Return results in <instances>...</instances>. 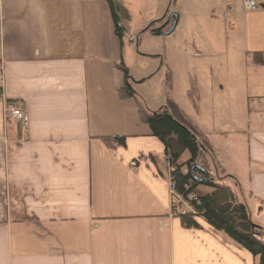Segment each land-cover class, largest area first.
<instances>
[{"label":"crops","instance_id":"0c3cea01","mask_svg":"<svg viewBox=\"0 0 264 264\" xmlns=\"http://www.w3.org/2000/svg\"><path fill=\"white\" fill-rule=\"evenodd\" d=\"M226 3L230 29L249 53L264 54V9L244 17ZM130 54L107 0H0L3 99L29 117L22 129L0 100V264L257 263L201 218L199 228L182 226L178 213L190 206L172 207L164 145L141 121L137 95L120 94ZM260 110L242 133L239 195L264 227ZM112 136L124 144L108 146Z\"/></svg>","mask_w":264,"mask_h":264},{"label":"rangeland","instance_id":"374dc122","mask_svg":"<svg viewBox=\"0 0 264 264\" xmlns=\"http://www.w3.org/2000/svg\"><path fill=\"white\" fill-rule=\"evenodd\" d=\"M111 1L123 15L122 34L131 51L126 61L128 82L138 100L149 110L166 106L176 116L183 114L205 134L219 153V160L240 181L233 176L224 178L222 184L231 187L242 200L239 195L240 183L244 185L242 133L252 116L256 120L254 113L260 109L255 99L264 96V64L250 61L247 56L250 50L245 42L243 46L240 30L230 29L234 18L223 12L226 0L221 3L222 9L215 5L217 0ZM234 2L232 14L241 16L244 11L245 17L243 3ZM258 2L264 4V0ZM166 11L168 15L179 12V24L173 28L172 23L165 22L152 26ZM148 25L151 27L145 29ZM191 85L195 87L194 100ZM207 166L212 175L226 174L219 164L217 171L209 163ZM204 190L207 189L199 188Z\"/></svg>","mask_w":264,"mask_h":264},{"label":"trees","instance_id":"16d2710c","mask_svg":"<svg viewBox=\"0 0 264 264\" xmlns=\"http://www.w3.org/2000/svg\"><path fill=\"white\" fill-rule=\"evenodd\" d=\"M107 1L112 12L115 32L121 37L123 27L120 25L117 6L111 0ZM163 20L164 18L160 21ZM154 24L156 22L151 25ZM247 56L253 64H264L262 53L254 52ZM120 70L128 79V70L122 62ZM190 92L194 100L196 96L193 85ZM120 94L122 98L136 97L128 80L120 87ZM138 112L141 121L149 126L152 134L164 145L166 160L175 167L170 172L171 185L176 193L188 200L191 209L178 213L182 226L199 228L196 218H201L216 231L249 251L256 258V264H264V227L252 221L248 206L238 199L231 187L222 184L224 178L233 179V176L210 174L207 164L214 169L217 168V162L208 137L189 123L183 114L178 113L176 116L166 106L149 110L142 105ZM103 140L110 147L124 144L122 136L104 137ZM200 187L207 190L199 191ZM190 195L194 198L190 199Z\"/></svg>","mask_w":264,"mask_h":264},{"label":"built area","instance_id":"2783aa9c","mask_svg":"<svg viewBox=\"0 0 264 264\" xmlns=\"http://www.w3.org/2000/svg\"><path fill=\"white\" fill-rule=\"evenodd\" d=\"M243 6L246 11H252V10H258V9H264L263 4L258 2V0H242ZM263 62H264V54H263ZM3 74H2V66L0 65V100L3 101V111L4 114L13 118L22 129H26L29 117L25 110L19 107L16 101H10L3 99ZM255 102L258 104V106L261 108L260 115H261V121L264 123V96L257 97L255 99ZM134 165V163H132ZM174 165L170 164L168 162V169H169V176L170 172L174 170ZM170 193L172 196V207H176L180 204H187L188 200H186L182 195L176 193L173 186L170 184ZM194 198L193 195H190V199Z\"/></svg>","mask_w":264,"mask_h":264},{"label":"water","instance_id":"95a60500","mask_svg":"<svg viewBox=\"0 0 264 264\" xmlns=\"http://www.w3.org/2000/svg\"><path fill=\"white\" fill-rule=\"evenodd\" d=\"M263 8H264V6H263ZM165 17H166V13H165V15H164V18H165ZM172 18H174L173 21H172ZM171 21H172V28H173V27L176 25V18H175L174 15H172V14L167 15L164 24H169ZM148 27H149V26H148ZM148 27H147V28H148ZM159 30H160V29H159ZM159 33H161V32L159 31ZM204 172H205L206 174H208V172H207L206 170H204Z\"/></svg>","mask_w":264,"mask_h":264}]
</instances>
